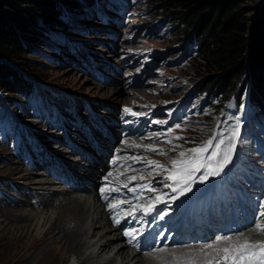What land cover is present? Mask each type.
Returning a JSON list of instances; mask_svg holds the SVG:
<instances>
[{"label": "rangeland", "instance_id": "374dc122", "mask_svg": "<svg viewBox=\"0 0 264 264\" xmlns=\"http://www.w3.org/2000/svg\"><path fill=\"white\" fill-rule=\"evenodd\" d=\"M114 1L107 3L106 7L103 4L100 7L105 8V10H102L103 12L98 9L92 13H87L86 8L82 5L72 7V9L67 10L69 13L66 12L64 17L61 16L55 19L58 22L64 21V28L60 26H45V29L42 30L44 35L38 36L41 40L30 41L27 49L11 61L20 73L26 75L32 81L33 93L31 100L27 101L21 96L0 90V198L2 191L8 192L11 190L10 186L15 189L20 187L27 188L26 185H21L22 183L19 179L15 178L19 174L9 175L6 173V168L13 166L12 161H23V157L31 159L32 167L26 164L25 167L27 170L36 173H38L36 171L37 167L44 166L42 165L41 157H38L36 153L27 152L24 155L19 153V149L21 152L25 149L35 150L31 135L27 133L30 130L32 131V127L36 130L35 133L37 131L42 132L40 135L37 134L38 140L51 148L55 157L61 159L59 155L62 153L65 155L64 159H72L77 162L73 165L77 167L78 164H82V162L85 164L86 162L78 158L75 152L64 147L63 138L59 136L62 125L66 127V130H71L72 133H75L77 131L76 123L84 122L83 116H86V110L88 109L86 105L95 111L101 112L102 118L112 121L111 117L115 121L117 116L114 118L116 114L111 112L118 110L119 106L124 104L133 110L159 109L165 111L174 110L178 106V108L181 107L186 112L185 118L179 121L177 126L165 133L163 141L159 138L148 142L150 146H153L155 154H149L150 158L146 156L142 159L143 161L150 159L152 165L142 164L143 167L139 168L140 171L137 170V173H140V177L146 178L150 176L154 178L156 184L158 178L160 181L165 182L166 179H161V169L166 170L168 161L186 160L193 155L196 158L199 157L201 153L198 154L191 151L194 148L208 149V152L192 161L188 165V171H185L186 173H183L181 177H187L190 172V179L207 181L211 176L216 175L219 170L220 175L225 173L234 177L233 174H236L235 169L237 168L235 165L238 164L234 158L236 152V155L238 157L241 156V160L244 161L243 163L239 159V163L245 164L248 171V174L243 171L239 173L241 181L247 186V194L257 201H259V196L262 195V202L264 203V164L260 154L262 149L252 145L250 139L241 138V135L246 136L248 131L252 130L254 134L259 135L257 127L250 122L248 129L242 128L246 121L236 117L235 113L237 114L238 110H236L234 104L228 105L227 111H225V109L214 107L216 105H213L215 102L214 98L210 100L211 105L207 104V102H200L204 95H201L197 90L199 82L206 76L222 74L223 71L218 68H207V66H204L199 58V51L195 50L191 42V36H181L178 33L180 32L179 29L183 27H179L178 24L172 22L169 9H160L149 0ZM237 4L255 7L257 4L261 5V0H237ZM253 10L255 11L256 8ZM131 38L133 40L132 43L128 42ZM133 56L139 59V62H136V72H142L144 69L149 71V77L147 75L144 79H148L151 83H147V80L145 82L147 84H143L138 80L132 88L129 87L128 83L132 77L129 76L125 79L126 72L124 69L127 70V64L124 67L123 63L119 62V59L129 60ZM152 58H155V62L151 65L148 62ZM125 62L127 63V61ZM118 67L121 68L122 72L124 71V74L120 75V73L116 72ZM106 69H110L112 72L110 73ZM95 70L102 72L110 83L104 84L101 81L103 76L95 72ZM127 71L131 74L134 73L133 68H129ZM98 87H106L108 90H120L122 88L125 93L122 94L123 97L120 101L114 102L112 101V96L107 95L108 92L106 90L100 92ZM137 90H142V92L138 93ZM106 108L107 110H103ZM41 120L49 123V127L52 126L57 129L59 134L45 130L46 125ZM258 120H260V125L264 128V119L259 118ZM122 122L125 124V121ZM53 123H57L56 127L53 126ZM113 129L114 127H112ZM80 130L82 133L85 132L84 129L80 128ZM72 133L66 132L65 136ZM116 133L118 134L119 132ZM47 135H51L58 140L56 141L58 144L56 145L52 141L49 144ZM13 138L16 139L18 146L12 149L10 148L12 143H9ZM133 138H135L134 135L128 136L127 141H123L121 147L132 145L133 143L130 141ZM23 139L29 145L21 143ZM68 140L77 146L81 144L80 141L74 138V135L68 136ZM47 147L37 145L38 151H46V158L49 155L52 156L47 151ZM3 150H8L12 154H6V151ZM180 153H185V155L181 156ZM8 159H11V161ZM104 159L102 157L101 164L98 162L86 163L88 170L95 167L94 164L100 167L99 171L95 172L96 177L102 169L107 168ZM97 160L100 159L97 158ZM122 160L123 154L118 161L122 163ZM34 162H36V166H34ZM44 163L46 165L49 164L48 161H44ZM50 163H53V161H50ZM53 168V164H51V171ZM230 168L232 169L231 174L228 172ZM158 174L160 175L158 176ZM155 175H157L156 178ZM248 175L255 177V183L249 184ZM202 177L203 179H201ZM32 178L35 181L52 179L44 173L42 175L34 174ZM59 185H51V187L61 192L62 188L66 186ZM248 185H252V187H248ZM160 186L162 187L163 184H160ZM160 186L158 185V187ZM32 187L37 188L38 184L34 183L31 185ZM11 192V194L17 195L18 199L21 198L13 189ZM52 193L53 196L56 194V192ZM55 196L59 197L58 194ZM68 196H74L73 198L86 202L90 206L89 215L87 214V218L84 219V224L86 226L87 224L89 225L91 221L90 215L93 213L92 208L97 205L92 199L93 193L70 192ZM51 200L45 206L33 205L32 209L46 213V218L53 220L56 217L54 208L59 200L54 202ZM18 209L21 211L29 210L23 207ZM57 213L56 211L55 214L57 215ZM49 226L50 222L30 228H25L24 226L11 227L9 225L6 226L0 217V264L23 263L21 256L28 255L25 247L34 238H41ZM257 235H260V237L253 238L254 240L252 238L248 240L242 239L234 244L240 246L247 242V246H253L264 240L263 233H258ZM90 240L94 243L96 238L93 237ZM49 244L50 242L45 244L43 256H39L38 260L33 264L75 263L76 256L74 254H69L66 259L61 260L60 254L54 249L50 254L46 255L49 250ZM208 245L210 246V243L206 244L207 247H209ZM90 247L82 249L83 251L81 250L80 254H90V250L95 249L94 246ZM216 247L223 250L225 245L221 246L220 244ZM110 248L111 251L92 257V262L102 257L104 259L115 257V264H117L119 257L114 256L116 251L113 242ZM126 251L130 253L132 250L126 248ZM215 251L212 250V253ZM161 252L163 251L156 253L160 254ZM156 253H141V256L153 255L150 257L156 258ZM202 254L201 250L196 251L195 254L191 253L189 256H194L193 259L197 262L200 261L199 257ZM180 255L184 256L183 254ZM180 255L179 257L178 255L176 256L175 263L181 261ZM209 255L211 254L201 258L215 261L212 255ZM195 256L199 259L195 258ZM190 262V260L186 261L185 264H191ZM175 263L173 262V264ZM163 264L167 263L164 262Z\"/></svg>", "mask_w": 264, "mask_h": 264}, {"label": "trees", "instance_id": "16d2710c", "mask_svg": "<svg viewBox=\"0 0 264 264\" xmlns=\"http://www.w3.org/2000/svg\"><path fill=\"white\" fill-rule=\"evenodd\" d=\"M101 1L0 0V90L29 100L33 83L11 61L30 41L41 40L38 36L44 35L45 26L64 28V21L55 19L64 17L67 10L82 5L90 13ZM149 1L170 10L172 22L183 27L178 33L191 36L204 66L223 71L199 82L197 90L204 95L201 102L211 105L214 98V107L222 109L238 91L239 103L247 94L248 117L264 116V0L255 7L237 4V0Z\"/></svg>", "mask_w": 264, "mask_h": 264}, {"label": "bare ground", "instance_id": "6f19581e", "mask_svg": "<svg viewBox=\"0 0 264 264\" xmlns=\"http://www.w3.org/2000/svg\"><path fill=\"white\" fill-rule=\"evenodd\" d=\"M149 74H150V72L148 73V75ZM98 90L100 92L106 90V92H108L107 95H109V96L111 95L112 101H114V102L120 101L121 98L123 97L122 94L125 93V91L122 88L120 90H117V89L108 90L106 87H98ZM137 92L141 93L142 90H137ZM121 118H123V115ZM83 121H84V123H89L86 116H83ZM42 122L46 125L45 130L54 131V134L58 133L57 129H55L52 126L49 127V123H46L44 120ZM110 123H111L110 124L111 128L109 129V131L112 132L111 137H113V138L115 137L116 139L120 138L121 130L118 131L119 132L118 134L116 133L117 131L114 134V130H112V127H114L115 124H113V121H111ZM56 125H57V123H53V126L56 127ZM121 125H122L123 131H124V133H122V136L125 135V132L128 134V136L134 135V132L138 129L137 123H131L129 121L126 122L125 124L123 122H121ZM31 129H32V131L30 130L31 132L29 131V129H27L29 131L27 133L31 135V140H32L33 136H36V138H37V134L40 135L42 133V132L40 133V131L39 132L37 131V133H35L36 130L33 127ZM76 129H77V131L75 133H72L71 130L70 131L66 130V127H64L65 133L66 132L72 133V134H69V136L74 135V138H76L78 141H80V142L84 141L85 138L83 137V135H82L83 133L81 132L80 128L76 126ZM91 130L93 132L99 131V129L95 125L94 126L91 125ZM59 136L63 138L64 147L68 148L70 151H73L78 155V153H79L78 150L76 148H72L70 145H68V141L66 139V136L64 134H59ZM46 137L49 140V144H51L50 143L51 141L56 143V145L58 144L56 142L58 140L53 138L51 135L50 136L47 135ZM37 140H38V138H37ZM21 143H23V144L25 143L26 145H29V143H26L24 139L21 141ZM9 144H11L10 148H12V149L15 146H18V143L16 142V140H13ZM34 144L36 146L35 153L37 155H38L37 145L47 147L45 144H43V142H40L39 140L35 141ZM129 146H131V144ZM126 147L127 146L125 145V147L116 148L113 151V154L111 155L112 158L107 160L108 164L106 163V156H102L105 158L104 159L105 166L107 167L105 169H108V165H109L113 169V174H115L114 170L121 168L122 163H120V161H118V159L121 157V155L123 154V150ZM84 149H87L89 151L90 147L84 146ZM128 150H130V149L128 148ZM3 151H6V150H3ZM47 151L50 152L53 157L55 156L53 154L51 148L47 147ZM53 151L56 152L55 150H53ZM131 151H133V149H131ZM27 152H31L30 149H25L23 152H21V150L19 149V153L21 155H24ZM5 153L9 154V155L12 154L8 150ZM52 156L49 155L46 158L47 159L46 161H48L49 163H50V161H53ZM60 156H61L62 160L65 157V155H63L62 153H60L59 157ZM38 157H41V156L39 155ZM21 159H22V157H21ZM65 159L66 160H64V164L67 165L69 168H71V170H73L75 172V173H73V175H75L81 183H84L85 180L92 181V179L96 177L95 167H92L90 170H87L88 174H83V175L80 174L79 175V172H78L79 170L76 168V166H73L76 163L70 162V159L69 160L67 158H65ZM93 159L94 158L92 157L91 163L87 162V161H86V163H89V164L95 163L96 160H93ZM8 160L11 161V159H8ZM28 160H31V159L23 157V161L22 160L21 161H16V160L12 161L13 166L6 168L7 172L6 171L5 172L9 175L19 174L15 178L19 179L22 183L21 185H26L27 188H21L20 187V188L15 189L12 186H10L11 187L10 191H8V192L2 191L1 198H0V217H1V219H3V222L6 224V226L9 225L11 227L24 226L25 228H30L33 226L36 227V226H39L41 224H45L46 222H50V226L43 233V236L41 238H39V239L34 238L32 241H30V243L27 245V247H25L28 255L27 256H21V260L23 261V263H21V264H33L36 260H38L39 256L44 254V252H45L44 247H45V244L48 242H50V244H49V250L47 251L46 255L50 254L51 251H53L54 249L57 250L56 252L58 254H60L61 260L66 259L69 254H74L76 256L75 257L76 261L73 264H115V262H116L114 259L115 257L111 258V259H106V258L104 259L102 257V258H100L98 260H94V262H92V257L100 256V254H102V253L105 254V252L111 251L110 245L112 244V242H113V245H115L114 249L116 251L114 256L119 257L118 258L119 262L117 261V264H158V261H160L159 264H163L164 262H166L167 264H171V263L173 264V262L175 263L174 260H176L177 255L179 257L180 254H186V255H190L191 253L195 254L196 251H201V250L203 253L201 257H206V256H208V254L212 253V250H216L215 252L212 253V258L215 260V262L217 264H226V262H228V261H233L234 264H241L240 262L233 260L229 255L231 250H235V252L241 250L239 253L245 252L243 259L248 257L246 249H241L240 246L236 247L235 244L238 243L236 241H240L242 239L248 240L249 238L256 239V238L260 237V235H257L258 233L256 232V229H249L248 228L247 230L242 231V233L245 232L243 234L241 233V234L237 235V233H234L231 235V237H227V236L220 237V238H218L219 239L218 244H217V242L214 241V242L210 243V246L208 245L209 247L206 246V244L208 242H205L199 246L190 247L186 251H180V252H174V253L164 251V252H161L160 254H157L158 253L157 252L156 258L150 257L153 255H146V256L142 255L141 256V253H143L141 251H131L129 253L128 251H126L127 247H126V244L124 241V235L120 232L121 223H122L121 219L123 220L122 216H118V217H116V219L111 218V216H112L111 213L108 212L105 205H103L101 207L99 206V204L97 203V197L93 194L92 199L94 200V203L97 205L95 206L93 204L95 207L92 208L93 213H92V215H90L91 221H90L89 225L87 224V226H86L84 224L85 223L84 219L87 218V214L89 215V211H90L89 207L90 206H88L86 204V202H81L79 199L73 198L74 196L69 197L68 195L70 193V189H68L66 187L62 186L63 190L61 192H59L57 189L54 190V188L51 187V185H56V184L59 185L60 181L57 179H54L51 177L52 179L48 178V179H45L44 181L33 180L32 175H34V174L42 175V173H44V174H46L47 177H50V176H48L49 170L47 167L45 168L44 166H41V167L36 168V171L38 173L31 172V171L27 170V168L25 167V164L29 167H32V160L31 161H28ZM83 160L84 161L87 160L85 158V156H84ZM88 161H90V160H88ZM104 161H103V163H104ZM42 162H44V160ZM97 162L101 164L100 160H97ZM53 163H54V161H53ZM149 164L152 165L151 162H149L147 165H149ZM34 166H36V162H34ZM56 168H57V166H56ZM39 172H42V173H39ZM34 183L38 184L37 188L36 187L31 188V185H33ZM6 187H8V186H6ZM12 189L21 198L18 199L16 197L17 195H15L14 193L11 194ZM52 192H56V194H58L59 197L55 196L56 194L53 196ZM52 198H53V200H51ZM49 200H51L52 202L59 200V201H57L58 203H56L57 205L55 204L56 207L54 208L55 212L57 211L58 213L56 215L54 212V215L56 217L53 216V217H55V218H53V220L51 218H46V216H45L46 213L39 212L38 210L32 209L33 205L34 206H39V205L45 206ZM20 207L28 208L29 210L21 211L18 209ZM38 215H41V216H38ZM50 217H52V216H50ZM85 226H86V229H85ZM248 227H250V226H248ZM20 228H22V227H20ZM93 237L96 238V241L94 243L90 240V238H93ZM220 244H221V246L225 245L224 249L222 248L223 250H220V249H218V247H216ZM90 246L95 247L94 250H92V249H91L92 251L90 250V254H88V255H83V254L81 255L80 254L82 249H86V247H90ZM246 247L248 250L252 251L251 246H246ZM225 248L228 250L227 254H225L223 252L225 250ZM86 251H88V250H86ZM153 254H155V253H153ZM196 256H195V258H198ZM201 257H199L200 259L198 258L200 261L196 262V261H194V259H190V261H194L193 262L194 264L209 263V259L204 260ZM180 258H181V261L180 262L178 261V263H175V264H185L186 261H189L187 259L182 260L183 258L181 255H180ZM243 259H241V260H243ZM258 264H260V263H258Z\"/></svg>", "mask_w": 264, "mask_h": 264}, {"label": "snow or ice", "instance_id": "6c2138e0", "mask_svg": "<svg viewBox=\"0 0 264 264\" xmlns=\"http://www.w3.org/2000/svg\"><path fill=\"white\" fill-rule=\"evenodd\" d=\"M126 111H127V109H126ZM237 135H238V133H237ZM191 151L194 152V153H198L199 154V153L204 152L205 149L204 148H194ZM180 155L181 156H184L185 153H180ZM177 163H178L177 161H173V167L174 168L177 165ZM185 171H188V169H185ZM176 175H179V174L177 173ZM169 178L175 179V176L169 177ZM189 179H190V172H189V175L187 177L182 178V180L180 181L183 185L187 186V187H181L180 188V191L181 192H183L185 190H190V185H188V180ZM201 179H203V177ZM261 215H264V213H261ZM258 230L261 231V232H264V228H258ZM126 235H130V234L129 233H126ZM246 246H247V242H245V244L240 245L241 249H246V252H247L248 255L255 256L256 255V252L255 251L248 250ZM252 248H255L257 251H259L261 253H264V243L259 244V245H253ZM225 251L227 252L228 250L225 249ZM244 255H245V252H241L239 258L240 259H243ZM260 264H264V256H261V258H260Z\"/></svg>", "mask_w": 264, "mask_h": 264}, {"label": "water", "instance_id": "95a60500", "mask_svg": "<svg viewBox=\"0 0 264 264\" xmlns=\"http://www.w3.org/2000/svg\"><path fill=\"white\" fill-rule=\"evenodd\" d=\"M255 15H257V13Z\"/></svg>", "mask_w": 264, "mask_h": 264}]
</instances>
